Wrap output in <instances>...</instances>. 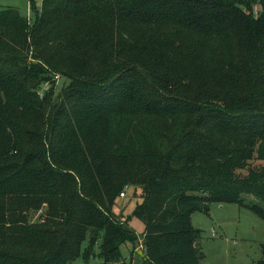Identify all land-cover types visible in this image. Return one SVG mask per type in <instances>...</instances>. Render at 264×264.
Here are the masks:
<instances>
[{"label":"trees","instance_id":"trees-1","mask_svg":"<svg viewBox=\"0 0 264 264\" xmlns=\"http://www.w3.org/2000/svg\"><path fill=\"white\" fill-rule=\"evenodd\" d=\"M29 4L0 8V264H125L138 236L140 264H201L193 212L264 219V0Z\"/></svg>","mask_w":264,"mask_h":264},{"label":"rangeland","instance_id":"rangeland-1","mask_svg":"<svg viewBox=\"0 0 264 264\" xmlns=\"http://www.w3.org/2000/svg\"><path fill=\"white\" fill-rule=\"evenodd\" d=\"M39 8L41 0H33ZM11 6L17 8L21 14L27 15L30 11L29 0H0V8ZM255 6L254 11H257ZM53 74V90L57 94L68 83L65 75ZM49 86V82L42 83L38 89L42 93ZM124 196H118L114 206L117 213L129 214L138 199L139 187L131 185L124 189ZM245 200L257 201L251 195L243 194ZM36 217V215H34ZM129 225L137 234L142 231L143 223L133 216ZM191 223L200 229L198 245L203 253L201 264H254L263 257L264 244V219L256 215L250 209L236 203L212 202L208 213L195 211L191 214ZM85 241L83 242V244ZM139 241L134 243L125 241L120 244L122 260L125 264H140L142 250ZM97 251V244L94 246ZM101 259L95 256L90 263L99 262ZM80 258L70 261L68 264H79Z\"/></svg>","mask_w":264,"mask_h":264},{"label":"built area","instance_id":"built-area-1","mask_svg":"<svg viewBox=\"0 0 264 264\" xmlns=\"http://www.w3.org/2000/svg\"><path fill=\"white\" fill-rule=\"evenodd\" d=\"M54 76L57 77L58 75L55 74ZM119 196H124V190H122V191L119 192ZM138 241L140 242L139 243V247L142 250V252L144 253L146 251V247L142 243V237L141 236H138Z\"/></svg>","mask_w":264,"mask_h":264},{"label":"crops","instance_id":"crops-1","mask_svg":"<svg viewBox=\"0 0 264 264\" xmlns=\"http://www.w3.org/2000/svg\"><path fill=\"white\" fill-rule=\"evenodd\" d=\"M141 262V261H140Z\"/></svg>","mask_w":264,"mask_h":264}]
</instances>
